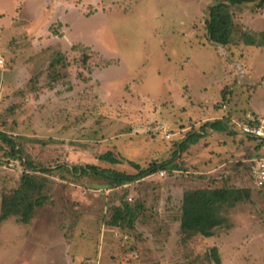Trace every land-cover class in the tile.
<instances>
[{"label": "rangeland", "instance_id": "374dc122", "mask_svg": "<svg viewBox=\"0 0 264 264\" xmlns=\"http://www.w3.org/2000/svg\"><path fill=\"white\" fill-rule=\"evenodd\" d=\"M217 1L0 0V131L21 151L9 157L0 141V215L24 174L49 199L29 224L0 221V264H215L214 248L221 264H264V186L245 159L255 141L232 124L264 111V47L240 41L264 33V6L233 8L238 33L220 46L205 28ZM82 45L86 62L73 51ZM59 54L67 63L52 82ZM220 119L228 132L208 129L180 150ZM108 152L121 164L101 161ZM167 161L171 169L120 186L74 173L136 175ZM224 187L250 198L213 237L187 240L184 194ZM122 205L133 223L112 226Z\"/></svg>", "mask_w": 264, "mask_h": 264}, {"label": "trees", "instance_id": "16d2710c", "mask_svg": "<svg viewBox=\"0 0 264 264\" xmlns=\"http://www.w3.org/2000/svg\"><path fill=\"white\" fill-rule=\"evenodd\" d=\"M248 4H257L258 7H262L264 6V0H219L210 6L208 19L205 21V28L209 40L220 46L230 45L239 30V27L235 23L232 9ZM240 41H243L247 46L261 48L264 47V33L257 37L251 33L243 32L240 36ZM73 49L74 52L84 54V51L88 50L83 45L80 48L73 47ZM84 56L86 62L89 55L85 54ZM66 63L67 59L64 54H59L51 61L49 69L52 71L50 76L53 79L52 82H56L59 79L60 70L64 68ZM237 122L239 120L233 121L232 124L237 126ZM228 125L229 120L227 119L225 121L220 119L206 124L200 129V133L191 132L185 142L180 145V150L182 151L185 145L186 147L196 145L199 139L206 135L208 129L215 132H228ZM234 133L236 134V132ZM0 141L11 148L9 157L21 156L18 143L11 139L5 132L0 131ZM178 155L179 152L175 153L174 158L178 157ZM100 160L112 165L121 164V161L115 158L111 152L100 156ZM170 163V161H167L161 164H153L146 170L141 169L136 175L126 174L116 170L101 169L95 165L74 168V173H77V170L82 171V173H92L120 186L130 184L159 171L171 169V166H169ZM24 165L30 171L34 170L31 164L24 162ZM42 188L43 185L40 182L33 179L29 174H24L13 199H3L0 221L5 222L10 217L18 216L20 223L29 224L34 217L36 209L44 207L49 202V199L42 194ZM249 198V190L228 187L187 191L184 194L182 202L180 222L182 234L187 240L196 236L205 238L213 237L216 230L229 225V212L237 205L249 200ZM132 216L133 213L129 206L122 205L115 210L111 225L119 227L126 221L133 223ZM211 258L215 264H221V259L216 248L212 250Z\"/></svg>", "mask_w": 264, "mask_h": 264}, {"label": "built area", "instance_id": "2783aa9c", "mask_svg": "<svg viewBox=\"0 0 264 264\" xmlns=\"http://www.w3.org/2000/svg\"><path fill=\"white\" fill-rule=\"evenodd\" d=\"M4 64V60L0 58V69ZM236 125L244 136L255 141L254 154L248 160L250 174L256 185L264 186V111L260 115H248L247 122H237Z\"/></svg>", "mask_w": 264, "mask_h": 264}, {"label": "crops", "instance_id": "0c3cea01", "mask_svg": "<svg viewBox=\"0 0 264 264\" xmlns=\"http://www.w3.org/2000/svg\"><path fill=\"white\" fill-rule=\"evenodd\" d=\"M238 128V127H237ZM239 129V128H238ZM216 133V132H215ZM237 137V136H236ZM234 138V137H233ZM238 138V137H237ZM232 140V139H231ZM243 141V140H242ZM242 141H236L237 143H238V145H241V143H242ZM237 145V146H238ZM244 155V157H247L249 154H243ZM245 159H247V160H249L250 159V156H248L247 158H245ZM246 162V161H245Z\"/></svg>", "mask_w": 264, "mask_h": 264}]
</instances>
